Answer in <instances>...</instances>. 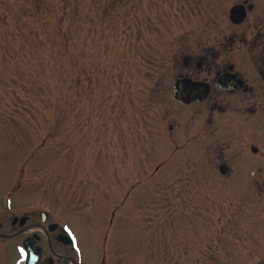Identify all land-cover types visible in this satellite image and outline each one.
Here are the masks:
<instances>
[{
  "label": "rangeland",
  "instance_id": "obj_1",
  "mask_svg": "<svg viewBox=\"0 0 264 264\" xmlns=\"http://www.w3.org/2000/svg\"><path fill=\"white\" fill-rule=\"evenodd\" d=\"M243 1L264 8V0H0V207L52 210L70 224L80 264L100 260L116 205L135 217L137 233L120 225L112 246L143 245L123 264H177L183 250L195 259L209 243L216 264L258 259L264 222L233 214L229 223L226 178L209 164L264 159L230 140L228 148L226 124L216 129L205 115L183 130L171 100L178 59L202 57L215 35L235 31L229 11ZM18 162L23 196L5 182ZM249 199L234 211H260ZM17 257L3 248L0 264Z\"/></svg>",
  "mask_w": 264,
  "mask_h": 264
},
{
  "label": "flooded vegetation",
  "instance_id": "obj_2",
  "mask_svg": "<svg viewBox=\"0 0 264 264\" xmlns=\"http://www.w3.org/2000/svg\"><path fill=\"white\" fill-rule=\"evenodd\" d=\"M153 1L163 3L166 0ZM242 4H245L246 7V19L240 27L238 26L235 31L228 34L215 35L220 39L212 46L205 45L206 47H203V52H201L202 57H198V54H189L178 59L177 67L181 74H178L177 77L191 79L196 83H206L210 87V93L203 102L192 103L188 106L179 105L183 112L180 126L186 130L191 122H196L195 119H199V115H205L209 117L207 124H212L216 129L219 126L222 127L221 124H226L230 133H228V139L222 143L228 144V140H230L236 144L240 154L244 150L246 154L250 151L254 157L264 159V152L260 147L264 136V8L260 11L253 4H248L247 1ZM203 41L198 40L200 44ZM235 43H237V48L233 47ZM228 74H241L243 77V82L240 85L237 82L226 85L235 90L226 91L217 87L218 79ZM210 118L220 122L213 124L214 121ZM244 125L247 128L241 129ZM169 130L172 131L173 126H170ZM242 130H244L243 133ZM241 133L244 140H240ZM198 134L203 135L202 129H199ZM228 148L231 149L232 146L228 144ZM223 158L221 156L222 161L217 165H215L216 163L209 165L214 168H219L222 165L227 166L225 180L229 193L226 194V200L230 214L228 220L229 223H232L236 217L233 214L245 216V211H234L233 202L248 201L246 200L249 199L248 196L254 201L257 199V202L264 199V163L248 167L249 164L243 161L238 167L239 162L235 160L229 162ZM200 182L202 183V180L196 181V183ZM232 184L243 189L250 187L252 191L248 195L243 189L236 190L237 193H234V188H229ZM197 185L200 186V184ZM251 199L249 200L251 201ZM261 218L264 222V214ZM119 220L120 218L118 219L115 213L112 214L109 226L113 227ZM168 223L169 221H165L166 225ZM40 226L45 227V237H40L39 232H42ZM28 233L31 235L27 236ZM28 237L32 238L34 249L40 252V263L77 264L71 243L63 228L53 218L47 217L43 222L40 211L37 209L24 211L23 207L0 214V243L9 244L12 240H18L24 247L25 239ZM112 247V251L111 248L109 250L102 249L98 264H123L125 259L119 257L118 244ZM113 253L114 259L112 258ZM181 253L187 257L186 250ZM200 255L201 257L195 259L180 258L177 264H216V260L222 262L221 259L206 252V247ZM242 264H264V247L261 249L258 259L252 262L245 259Z\"/></svg>",
  "mask_w": 264,
  "mask_h": 264
},
{
  "label": "water",
  "instance_id": "obj_3",
  "mask_svg": "<svg viewBox=\"0 0 264 264\" xmlns=\"http://www.w3.org/2000/svg\"><path fill=\"white\" fill-rule=\"evenodd\" d=\"M237 13H238V8L237 9H234L232 11V14H237ZM235 18L236 17H234L233 19H235ZM242 18L243 17H240V19H238L235 22L236 23L240 22L242 20ZM227 81H229V80H227V78H225V79L222 78L220 80V82H227ZM204 93H205V90H200L197 86H193L188 81H183V82L182 81L181 82L179 81L175 85V93L173 94V98L177 102H180V103L186 105V104H189L192 101L198 102V101L204 99L205 95L207 94V93H205V94ZM30 259H29V261H30Z\"/></svg>",
  "mask_w": 264,
  "mask_h": 264
}]
</instances>
